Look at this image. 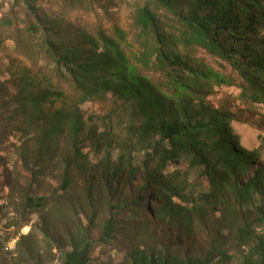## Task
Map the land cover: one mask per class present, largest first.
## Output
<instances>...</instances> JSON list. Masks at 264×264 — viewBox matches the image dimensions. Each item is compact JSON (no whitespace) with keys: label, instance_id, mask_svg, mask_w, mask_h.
<instances>
[{"label":"rangeland","instance_id":"1","mask_svg":"<svg viewBox=\"0 0 264 264\" xmlns=\"http://www.w3.org/2000/svg\"><path fill=\"white\" fill-rule=\"evenodd\" d=\"M149 1L0 0V264H61L80 232L92 242L88 264H122L139 248L201 258L212 242L227 254L220 264H241L247 247H239L236 228L250 221L255 216L252 205L264 206V200L254 195L244 206L233 198L225 208L224 202L215 205L205 195L209 186L204 166L194 163L192 149L182 150L166 165L162 178L194 194V201L162 223L157 191L142 190L147 138L154 136L140 140L136 133L143 121L141 109L114 92L100 93L78 106L83 123L77 138L81 164L72 165L71 187H61L66 160L74 158V150L60 113L74 112L76 96L69 78L56 70L48 42L79 46L84 53L85 36L114 38L119 29L127 36L122 47L135 62L133 54L144 47V39L134 18ZM258 1L264 11V0ZM152 7L169 27L172 16ZM177 9L186 14L188 7L180 2ZM189 54L197 65L224 78L221 83L199 80L197 102L234 114L231 128L240 145L249 151L260 149V158L250 162L240 178L245 182L264 167V105L249 98L244 82L227 63L196 47ZM138 70L153 83H164L154 69L139 65ZM49 84L72 100L63 104L49 98ZM45 126L52 127L49 137L41 129ZM105 167L115 171L113 178L104 179ZM27 198H41L43 207L30 209ZM109 220L113 232L103 242L100 237Z\"/></svg>","mask_w":264,"mask_h":264},{"label":"trees","instance_id":"2","mask_svg":"<svg viewBox=\"0 0 264 264\" xmlns=\"http://www.w3.org/2000/svg\"><path fill=\"white\" fill-rule=\"evenodd\" d=\"M180 2L187 5L186 14L178 11ZM258 3V0H150L138 8L134 18L137 33L144 39V47L133 54L135 62L125 46L122 47L127 44V36L119 29L114 38L102 34L85 36L88 50L84 53L79 46L63 47L49 41L56 70L69 78L76 96L72 100L63 91L51 90V84L47 89L49 98L63 104L72 100L75 104L74 112L60 113L62 121L67 123L68 142L74 150V158L66 160L62 189L68 190L73 184L70 176L73 163L81 164L77 138L83 123L78 106L100 93L114 92L125 102L135 101L141 109L143 121L136 133L140 140L154 136L153 140L147 138L149 148L143 161L142 190L157 191L162 200L159 214L162 223H168L183 206L194 201V194L162 178L166 165L182 150L192 149L194 163L204 166L203 174L209 186L205 195L215 205L224 202L225 208L233 198L244 206L254 195L264 200V167L256 169L245 182L240 179L248 164L260 158V149L249 151L240 145L238 135L231 128L234 114L197 102L199 80L215 79L221 83L224 78L203 64L197 65L189 54L196 47L227 63L244 82L249 98L264 105V11ZM153 5L172 16L169 27L163 25ZM31 27L37 31L36 26ZM139 65L161 73L164 83L155 84L141 76ZM51 128H41L45 137L52 134ZM150 164L153 169L149 168ZM102 175L107 180L114 177L115 171L110 173L105 167ZM175 199L179 203L175 204ZM27 204L33 210L43 207L41 198H27ZM252 210L255 216L236 228L239 247H247L241 264H264V206L252 205ZM112 232L113 224L109 220L100 239L108 242ZM91 245L80 232L79 241L63 254L61 264H88ZM226 258L225 250L212 242L201 258H177L162 250L139 248L130 251L128 262L122 264H220Z\"/></svg>","mask_w":264,"mask_h":264}]
</instances>
